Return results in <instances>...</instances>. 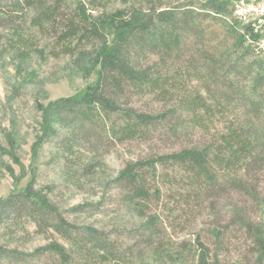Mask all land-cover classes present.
Instances as JSON below:
<instances>
[{"label":"trees","instance_id":"trees-1","mask_svg":"<svg viewBox=\"0 0 264 264\" xmlns=\"http://www.w3.org/2000/svg\"><path fill=\"white\" fill-rule=\"evenodd\" d=\"M122 1L121 9L95 17L79 5L66 20L65 0L13 3L16 14L31 26L14 29L12 50L18 47L31 52L36 36L58 34L61 25L51 52L65 60L62 71L88 80L100 66L97 83L88 87L83 96L61 98L44 111L43 138L54 142L68 184L82 188L84 183L79 176L83 174L87 178H101L98 171L105 163L99 161V151L105 140H144L153 128L173 137L179 136L180 130H187L177 119L175 106L162 114L147 113L134 107L129 98L132 94L152 93L158 98L171 95L170 82L181 81L188 73L203 84L200 98L209 96L215 101V108L229 111L230 115L222 118L225 130L217 139L213 137L199 147L127 161L110 183L126 192L124 207L142 219L152 199H159L161 194L160 187H152L159 166L183 169L191 181H203L207 191L219 183L215 167H224L232 170L226 177L227 184L254 193L248 187V177L257 174L256 169L264 170V49L260 47L264 35L258 33L253 23H246L237 15L240 0H176V4L167 5L164 0H149V7L145 5L148 0ZM107 30L113 34L111 46L107 43ZM149 55L159 58L156 64L160 69L154 63L148 66ZM162 69L169 74L157 76L155 70ZM196 97L184 99L189 101L187 108L196 114L195 107L200 104L203 113L197 114V124L206 131L204 124L211 117V106L205 99L196 102ZM7 154L0 141V162ZM191 191V199L199 201L197 190ZM96 206L83 204L66 211L32 184L11 194L0 201V231L4 233L0 239V264H29L45 256L61 264H115L122 260L130 264L126 262L129 251L141 254L145 252L140 249L143 247L150 249L157 264H212V251L201 243V237L195 240L198 252L188 250L187 242L180 249L169 251L168 245L160 244L159 241L173 240L159 232L162 219L157 215L124 232V241L130 247L126 245L128 251L121 256L115 244L121 240L120 229H116V234L107 233L92 225L77 224L66 216ZM258 208L264 212L262 203H258ZM230 214L246 235L245 244L251 247L248 250L254 257L252 264H264V225L251 218L245 221L238 205L233 206ZM161 223L166 227L164 221ZM29 225L39 232L55 233L65 244L50 243L32 251L24 250L22 246L33 240ZM222 236L221 231L214 232L217 251L213 264H221L217 252ZM136 241L144 242V246L139 247ZM239 260L240 263L242 259ZM145 263L140 258L139 264Z\"/></svg>","mask_w":264,"mask_h":264},{"label":"rangeland","instance_id":"rangeland-1","mask_svg":"<svg viewBox=\"0 0 264 264\" xmlns=\"http://www.w3.org/2000/svg\"><path fill=\"white\" fill-rule=\"evenodd\" d=\"M146 2V7H149V0L148 3ZM164 2L166 5L177 3L176 0H164ZM239 2L237 15L246 23H253L258 33L264 35V0ZM13 3L14 0H0V141L8 151L0 162V201L13 193L24 191L32 184L34 189L48 195L66 211L83 204L97 205L87 208L84 213L77 215L66 213V216L77 224L92 225L107 233L116 234V229H120L121 240L116 241L115 244L118 245L120 251L117 253L121 256L128 251L126 247L130 245L128 241H124V232L128 228L141 225L149 216L157 215L166 223V227H163L160 220L159 232L163 237L170 236L173 240L159 241L160 244L168 245L166 247L168 251L180 249L182 243L187 242L188 250L193 249L194 252H198L200 250L195 240L201 237V243L212 251L213 259L217 251L214 232L221 231L223 236L217 252L220 263L238 264V260L242 259L239 264H252L254 257L248 250L250 246L245 244L246 235L241 230V226L235 224L230 213L233 206L238 205L245 221L251 218L254 222L264 225V212L261 213L258 208V203L264 205V170L259 172L260 170L256 169L258 173L248 177V187L250 185L254 191L250 194L244 188L239 189L227 184L226 177L232 170L224 167H215L220 180L215 189L207 191L203 181L198 178H193L191 181V176L183 169L173 165L159 166L155 183H152L153 180L150 182L153 189L160 187L161 194H158L159 199H152L143 219L127 211L123 205L126 192L110 183L127 161L172 154L185 147H199L213 137L217 139L226 128L222 118L229 116V111H224V107L215 108V101L209 96L204 98L198 96L200 95L198 93L202 92L199 90L203 89V84L193 79L194 74L186 73L183 75L185 78L181 81L177 80L176 83L171 81L173 92L162 98L152 93L143 96L132 94L129 98L130 103L147 113L162 114L169 107L175 106L176 108H173L178 109L177 119L186 125L187 130H180L179 136L173 137L167 131L162 132L160 128H153L149 137L144 140L124 143L105 140L99 151V161L105 163L98 171L99 176L101 172V178L90 176L87 178L88 176L85 177L83 174L79 179L84 184L82 188L77 189L67 182L66 171L62 168L61 158L54 148V142L52 140L48 142L43 138L44 111L61 98L83 96L88 87L97 83L100 66L88 80H83L75 73L62 71L65 60L57 58L56 53L51 52L55 38L62 30L61 25L58 34L36 36L31 52L26 53L18 47L12 50L15 39L14 29L19 27L28 29L31 26L29 21L25 22L16 14ZM79 5L85 6L87 13L95 17L121 9L123 1L65 0L63 18L66 20L70 15L72 16L73 10ZM106 37L108 46H111L112 32L107 30ZM260 47L264 49V38ZM43 50L46 53L39 52ZM158 60L157 56L149 55L148 66L154 63V67L157 65L160 69V65L156 64ZM155 74L166 75L169 72L162 69L155 70ZM191 95L197 96L196 102L202 103L205 99L211 106V117L204 124L208 127L206 131L197 124L198 116L203 113L200 104L195 107L197 114L200 115H197L195 110L191 111L190 107L187 108L186 103L189 101H186L184 96ZM191 190H197L199 201L191 199ZM27 229L32 233L33 240L22 246L24 250L32 251L50 243L65 244L51 231L39 232L32 225L27 226ZM3 238L4 233L0 231V239ZM143 243L136 241L135 244L142 247ZM140 249L145 252L140 254L130 250L129 260L126 258V262L139 264L140 258H143L147 264H157L150 249L146 247ZM212 259L210 262L213 264ZM29 264L61 263L55 258L45 256ZM115 264L125 263L122 260Z\"/></svg>","mask_w":264,"mask_h":264}]
</instances>
